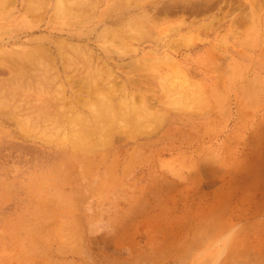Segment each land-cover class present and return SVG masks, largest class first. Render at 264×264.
Here are the masks:
<instances>
[{
	"label": "rangeland",
	"instance_id": "obj_1",
	"mask_svg": "<svg viewBox=\"0 0 264 264\" xmlns=\"http://www.w3.org/2000/svg\"><path fill=\"white\" fill-rule=\"evenodd\" d=\"M3 1L0 264H264V0Z\"/></svg>",
	"mask_w": 264,
	"mask_h": 264
},
{
	"label": "bare ground",
	"instance_id": "obj_2",
	"mask_svg": "<svg viewBox=\"0 0 264 264\" xmlns=\"http://www.w3.org/2000/svg\"><path fill=\"white\" fill-rule=\"evenodd\" d=\"M3 1V0H2ZM7 1V0H6ZM5 1V2H6ZM16 1V0H15ZM28 1V0H27ZM34 1V0H33ZM40 1V0H39ZM208 1V0H207ZM4 2V1H3ZM4 2V3H5ZM32 2V1H31ZM99 2V1H98ZM195 2V1H194ZM28 3V2H27ZM58 3V2H57ZM85 3V1H83V0H71V1H69L67 4H62V2L61 3H58L57 5H56V11L55 12H57L58 11V13L60 12V14L61 15H64V14H66V10H69V12L70 11H72L73 10V8H84L83 6L84 5H86V4H84ZM196 3V2H195ZM7 4V3H6ZM40 4V3H39ZM93 4H94V2H93ZM206 4V3H205ZM35 5V4H34ZM34 5H33V7H34ZM41 5V7H42V4H40ZM89 5V4H88ZM95 5H96V3H95ZM95 5H93L94 7H95ZM146 5V4H145ZM150 5V4H149ZM92 6V7H93ZM144 6V5H143ZM143 6H141L140 5V3L139 2H137V0L136 1H133V2H129V0H118V1H115L114 0V3H113V5H111L109 8L110 9H112V7L113 8H115V9H121V10H126V9H128V11L129 10H135V8H141V7H143ZM158 6V3H156L155 5H153V7H157ZM163 6V5H162ZM32 7V6H31ZM36 7H37V5H36ZM36 7H34V9L36 8ZM40 7V8H41ZM45 7V6H44ZM44 7H42L41 9H40V11L41 10H43V8ZM131 8V9H130ZM38 9V8H37ZM142 9V8H141ZM160 8H158V10H159ZM27 10H29V9H27ZM31 10H32V8H31ZM36 10V9H35ZM79 10V9H78ZM78 10H76V11H78ZM86 10V9H85ZM113 10V9H112ZM112 10H111V14H112ZM139 10V9H138ZM143 10V9H142ZM83 11V10H82ZM148 11V10H147ZM147 11H145V12H147ZM165 11V10H164ZM35 12H37V10L35 11ZM47 12V11H46ZM74 12H75V10H74ZM87 12V11H86ZM109 12V11H108ZM31 13V12H30ZM29 13V14H30ZM88 13V12H87ZM106 13V12H105ZM121 13V12H120ZM131 13V12H130ZM38 14V13H37ZM55 14H57V13H55ZM82 14V13H81ZM107 14V13H106ZM129 14V13H128ZM141 14H143V13H141ZM145 14V13H144ZM157 14V13H156ZM58 15V14H57ZM88 15V14H87ZM120 15H122V14H120ZM130 15V14H129ZM135 15V14H134ZM36 16V15H35ZM35 16H33V17H35ZM136 16V15H135ZM143 16V15H142ZM37 17V16H36ZM76 17V16H75ZM107 17H109V15L107 16ZM122 17V16H121ZM127 17H129V16H127ZM143 17H145V16H143ZM52 18V17H51ZM74 18V17H73ZM78 18V17H77ZM81 18V17H80ZM130 18V17H129ZM147 18V17H146ZM117 19V18H116ZM120 19V18H119ZM118 19V21L120 22V21H122V20H119ZM122 19H124L125 20V23H126V19H125V17H123ZM128 19V18H127ZM139 19H142V18H139ZM144 19V18H143ZM148 19V18H147ZM100 21H102L103 20V18H102V20L101 19H99ZM130 20H131V18H130ZM130 20H129V22H130ZM35 21V20H34ZM81 21H83L84 22V20L82 19ZM114 21L115 22H117V20H115L114 19ZM113 21V22H114ZM128 21V20H127ZM36 22V21H35ZM78 22H80V21H78ZM119 22H117V23H119ZM136 22V21H135ZM139 22L140 21H138L137 23H138V26L136 25V28H139V30L142 28V27H140L139 26ZM143 22V21H142ZM142 22H140L142 25H143V23ZM147 22V21H146ZM76 23V22H75ZM80 23H82V22H80ZM123 23V22H122ZM125 23H123L124 25H126ZM131 23V22H130ZM130 23H129V25H130ZM133 23V22H132ZM136 23V24H137ZM145 23V22H144ZM134 24V23H133ZM61 25V24H60ZM78 25V24H77ZM145 25V24H144ZM144 25H143V28H144ZM156 26V25H155ZM179 26V25H178ZM191 26V25H190ZM193 26V25H192ZM191 26V27H192ZM134 27V26H133ZM148 28V27H147ZM155 28V27H154ZM185 28H186V26H185ZM178 29V28H177ZM184 29V28H183ZM30 30V29H29ZM50 30V29H49ZM63 30V29H62ZM145 30V29H144ZM143 30V31H144ZM176 30V29H175ZM181 30V29H180ZM189 30V29H188ZM138 31V30H137ZM137 31L135 32V33H137ZM92 33V32H91ZM141 33V32H140ZM148 33V32H147ZM70 34V33H69ZM76 34V33H75ZM134 34V33H133ZM143 34V33H142ZM141 34V35H142ZM78 35V34H77ZM99 35V34H98ZM136 35V34H135ZM57 36V35H56ZM71 36V35H70ZM76 36V35H75ZM166 37V36H165ZM182 37V36H181ZM76 38V37H75ZM74 38V39H75ZM78 38V37H77ZM140 38H142V37H140ZM188 38V37H187ZM153 39V38H152ZM142 40V39H141ZM169 42V41H168ZM30 43V42H29ZM41 43V42H40ZM37 44V43H36ZM180 44V43H179ZM182 44V43H181ZM34 45V44H33ZM46 45V44H45ZM125 45V44H124ZM140 45V44H139ZM156 45V44H155ZM169 45V44H168ZM66 46V45H65ZM45 47V46H44ZM75 47V46H74ZM154 47V46H153ZM168 47V46H167ZM35 48V47H34ZM165 48V47H164ZM127 49V48H126ZM155 49V48H154ZM163 49V48H162ZM129 50H132V48L131 49H129ZM137 50H138V48H137ZM172 50V49H171ZM175 51L177 50V49H174ZM36 51V50H35ZM39 51H43V50H39ZM27 52H29V51H27ZM41 52H38V54H41ZM43 52H45V51H43ZM173 52V51H172ZM29 53H31V51L29 52ZM28 53V54H29ZM34 53V52H33ZM33 53H31L32 55H34L35 56V54H36V52H35V54H33ZM132 53V52H131ZM26 53H24V55H25ZM27 54V55H28ZM133 54V53H132ZM131 54V55H132ZM136 54V53H135ZM139 54V53H138ZM30 55V54H29ZM28 55V56H29ZM126 55V54H125ZM26 56V55H25ZM45 56V55H44ZM12 57V56H11ZM28 58V57H27ZM44 58V57H43ZM15 58H13V60H14ZM34 59V58H33ZM32 59V60H33ZM41 59V58H40ZM153 60V59H152ZM8 61H11V60H9V58H8ZM34 61V60H33ZM151 61V60H150ZM11 63H12V61H11ZM10 63V64H11ZM22 63H23V61H22ZM134 63V62H133ZM13 65H14V63H12ZM15 64H19V62L18 63H15ZM24 64H25V62H24ZM146 64V63H145ZM160 64V63H159ZM142 65V64H141ZM14 66H16V65H14ZM18 66V65H17ZM24 66H26V65H24ZM30 66V65H29ZM28 66V67H29ZM135 66H137V65H135ZM143 66V65H142ZM19 67H21V66H19ZM31 67V66H30ZM139 68V67H138ZM175 68V67H174ZM178 70V69H177ZM164 71V70H163ZM95 72V71H94ZM176 72V71H175ZM104 73H105V71H104ZM92 76V75H91ZM19 77V76H18ZM17 77V78H18ZM92 78H94V77H92ZM93 80V79H92ZM91 81V80H90ZM75 82V81H74ZM94 82V81H93ZM86 83V82H85ZM95 85V84H94ZM16 88V87H15ZM17 89V88H16ZM93 89V88H92ZM129 92V91H128ZM26 93V92H25ZM101 95V94H100ZM108 95V94H107ZM106 95V96H107ZM103 96H104V93H103ZM105 97V96H104ZM123 97V96H122ZM106 98V97H105ZM42 104V103H41ZM44 104V103H43ZM53 105V104H52ZM120 105H123V102L121 101V104ZM117 107V106H116ZM121 108H123V107H121ZM119 109V108H118ZM137 110V107L135 106L134 108H131V110ZM125 111V110H124ZM144 111V110H143ZM48 112V111H47ZM58 112V111H57ZM137 112V111H136ZM120 113V112H119ZM118 112H117V109L115 108V104L113 103V100L111 99V97L110 96H107V98L105 99V100H103L102 102H101V105L99 106V107H97L95 110H94V114H95V122H94V126L97 128V129H101V126L100 127H97L96 126V124L97 123H102L103 121H105V123H110L111 125L113 124H115V121L117 120V116H118V114H119ZM79 114V113H78ZM93 114V115H94ZM124 116H125V114H124ZM123 116V117H124ZM49 117V116H48ZM85 117V116H84ZM92 117V116H91ZM53 118H55V117H53ZM83 119V118H82ZM86 119V118H85ZM84 119V120H85ZM118 119H119V117H118ZM120 119H122V117L120 118ZM80 121H82V120H80ZM107 121V122H106ZM81 123V122H80ZM83 123H84V121L81 123V125H83ZM105 126V124L103 125V127ZM85 127H88L87 125L85 126ZM112 128V127H111ZM103 130H105L104 128H102ZM96 130V129H95ZM87 131L89 132V134H95V133H93V131L90 129V130H88L87 129ZM80 135V138H86L87 137V135H88V133L85 131V129L83 130V132H82V130H81V134H79ZM77 136H78V134H77ZM89 139V138H88ZM80 141V140H79ZM78 141V142H79ZM82 141H86V140H82ZM89 144V141L87 142V144L86 145H88Z\"/></svg>",
	"mask_w": 264,
	"mask_h": 264
}]
</instances>
